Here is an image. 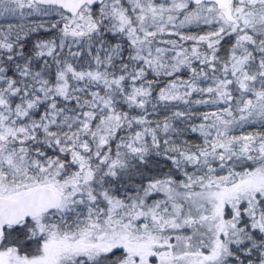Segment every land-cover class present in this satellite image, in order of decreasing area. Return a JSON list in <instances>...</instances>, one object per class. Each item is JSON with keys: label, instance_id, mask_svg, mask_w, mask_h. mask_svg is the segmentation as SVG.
Wrapping results in <instances>:
<instances>
[{"label": "snow or ice", "instance_id": "obj_1", "mask_svg": "<svg viewBox=\"0 0 264 264\" xmlns=\"http://www.w3.org/2000/svg\"><path fill=\"white\" fill-rule=\"evenodd\" d=\"M0 264H264V0H0Z\"/></svg>", "mask_w": 264, "mask_h": 264}]
</instances>
